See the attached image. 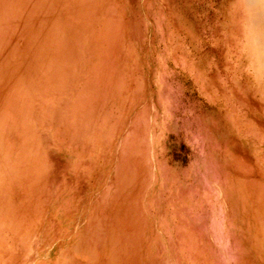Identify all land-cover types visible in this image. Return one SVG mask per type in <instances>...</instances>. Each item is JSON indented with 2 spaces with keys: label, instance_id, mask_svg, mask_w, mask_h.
Segmentation results:
<instances>
[{
  "label": "rangeland",
  "instance_id": "374dc122",
  "mask_svg": "<svg viewBox=\"0 0 264 264\" xmlns=\"http://www.w3.org/2000/svg\"><path fill=\"white\" fill-rule=\"evenodd\" d=\"M0 264H264V0H0Z\"/></svg>",
  "mask_w": 264,
  "mask_h": 264
}]
</instances>
